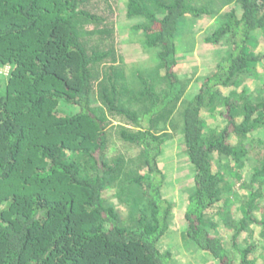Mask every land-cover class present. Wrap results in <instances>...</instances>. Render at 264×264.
I'll return each mask as SVG.
<instances>
[{
	"label": "trees",
	"instance_id": "16d2710c",
	"mask_svg": "<svg viewBox=\"0 0 264 264\" xmlns=\"http://www.w3.org/2000/svg\"><path fill=\"white\" fill-rule=\"evenodd\" d=\"M120 4L0 0V66L10 67L0 78V264H176L162 242L178 190L186 249L210 264H264V250L240 240L253 224L264 238V83H242L264 65V0H127L124 17ZM203 18L212 23L200 42L223 41L227 59L192 82L178 43ZM127 19L151 64L128 62L132 43L117 30ZM175 133L188 167L167 174ZM253 152L261 158L245 178ZM234 178L249 182L241 199Z\"/></svg>",
	"mask_w": 264,
	"mask_h": 264
},
{
	"label": "rangeland",
	"instance_id": "374dc122",
	"mask_svg": "<svg viewBox=\"0 0 264 264\" xmlns=\"http://www.w3.org/2000/svg\"><path fill=\"white\" fill-rule=\"evenodd\" d=\"M127 0H120L121 4L119 6L121 10V14L124 17V6L122 4L126 3ZM138 22L136 20H121L119 25L117 26L118 35H119V43L122 46L130 45L131 50L130 58L128 62L134 61L136 65L142 64L145 66L147 63L151 64L147 58L149 57L147 53L146 47L143 45V33L140 30L134 31V25ZM212 22H208L207 18L198 19L191 23L190 30L184 31V36H181L178 43V57H179V72L181 71L183 74H188L193 76L194 82L196 79L202 77L203 71H210L215 64L222 61L223 59H227V45L225 43L220 44L217 48H210L209 46H205L200 42L201 39L205 36V34L210 30L209 26ZM200 39V40H199ZM257 50L264 55V44L258 46ZM264 64V63H263ZM10 76V67L8 65L0 66V78L8 79ZM243 79H245L242 83L243 85L250 86L254 88L256 86L262 85L264 83V65L257 70L254 74L246 75ZM5 81V80H4ZM192 93L190 94V98L193 97L197 92L198 89L191 84L189 87ZM66 109V107H62ZM70 111V110H69ZM209 123L213 126H220L221 121L214 120L213 118L209 117L207 119ZM262 137L255 135L254 145L258 148L260 147V139ZM180 136L175 133L173 138L169 141V144L164 148V152L162 154V162L161 166L163 170L167 173H176L180 169H184L188 167L187 157L183 152V145H181ZM257 150V151H258ZM251 161L248 163V167L243 170V176L245 178H250V174H252L251 168L258 164L261 155L258 152H253L250 156ZM190 175L186 176L185 181H189L191 183ZM188 178V179H187ZM171 179V178H169ZM187 179V180H186ZM235 186L237 189V193L239 194V199L242 198V194H246L247 189L249 188V182H242L246 185H242V183H237V180L233 179ZM177 188H181V183L175 182ZM184 183V182H183ZM238 189H241L240 191ZM186 192L184 190H178L170 200L174 202V223L173 227L175 230L170 232V235L162 242L166 248H170L171 251L174 252L176 264H210L211 260L202 258L200 255L193 253V251L188 250L185 248L183 241H184V233L182 231L183 223H182V215L183 210L185 208L184 202L186 197ZM264 201V199H263ZM238 205V204H236ZM235 207L233 208V211ZM236 212V211H235ZM216 222L219 224L217 229L213 230L218 232L219 236L222 237L223 242L226 244V247L230 249L231 247V239L233 238L232 231H227L221 222L220 218H217ZM249 232H245V234L240 238L241 241L244 242L245 245L255 244L259 249L264 250V238L261 237V228L257 224H253L250 227ZM262 248V249H261ZM264 252V251H263Z\"/></svg>",
	"mask_w": 264,
	"mask_h": 264
}]
</instances>
